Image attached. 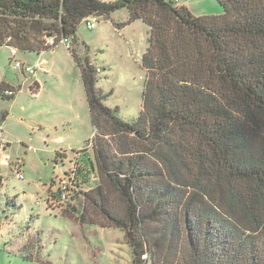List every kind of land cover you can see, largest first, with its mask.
<instances>
[{"label":"trees","instance_id":"obj_1","mask_svg":"<svg viewBox=\"0 0 264 264\" xmlns=\"http://www.w3.org/2000/svg\"><path fill=\"white\" fill-rule=\"evenodd\" d=\"M216 1L221 15L194 16L173 0H0V46L40 54L61 38L74 45L99 180L84 195L124 233L134 264H264V0ZM122 9L127 19L114 27L140 21L149 31L133 121L105 104L104 68L75 48L86 18ZM14 94L0 88L1 99ZM72 183L63 203L58 187L50 193L51 209L83 193Z\"/></svg>","mask_w":264,"mask_h":264},{"label":"rangeland","instance_id":"obj_2","mask_svg":"<svg viewBox=\"0 0 264 264\" xmlns=\"http://www.w3.org/2000/svg\"><path fill=\"white\" fill-rule=\"evenodd\" d=\"M175 4L186 6L194 16L223 13L216 0H178ZM125 17L127 11L122 9L112 13L111 20L95 18L94 29L81 23L75 48L81 57L88 55L104 68L98 86L111 91L105 104L117 107L123 120L133 121L142 107L145 70L141 58L149 44V31L139 21L121 29L113 26L112 22ZM69 52L61 44L44 52L48 63L44 67L49 71L37 73L44 87L38 98L24 89L15 101L0 100L8 112L3 124L9 141L6 154L12 161L17 156L23 161V179L0 164V264H134L124 233L105 225L84 195L99 181L89 164L94 163L90 140L95 129L79 68ZM9 54L6 48L0 50V68L14 77ZM35 56L18 52L16 60L29 59L33 65ZM55 151L64 155L56 163ZM69 169L83 193L61 209H51L50 193H56L59 179ZM109 198L114 200L112 195Z\"/></svg>","mask_w":264,"mask_h":264},{"label":"built area","instance_id":"obj_3","mask_svg":"<svg viewBox=\"0 0 264 264\" xmlns=\"http://www.w3.org/2000/svg\"><path fill=\"white\" fill-rule=\"evenodd\" d=\"M174 2H177L178 0H173ZM85 24L87 26L88 29H94L96 26V19L94 16H89L88 18H86L85 20ZM56 42L55 39L52 37H48L46 39V46L48 47H53L55 46ZM59 44L63 45L64 47H66L67 49L70 48V41L66 38H61L59 41ZM16 50L14 48L10 49V57L11 59L14 61V68L15 69H20L22 71H25L26 73H30L33 74L35 72V67L31 66V65H26L24 63H22L21 61L16 60ZM30 96L34 99L38 98V92L37 90H35L34 85L30 86ZM12 94L11 91H6L5 95L10 96ZM3 134V129H2V125H0V164L2 166L5 167H9L10 169L12 168L16 174V177H18L19 179H23V175L21 173V167L23 165V162L19 159H15V160H11L5 153V148L7 145H9V141L6 140L5 138L2 137ZM72 168V167H70ZM68 172V171H67ZM70 172V178H66L65 176L61 179H59V183L58 184V188L61 191V196H60V202L63 203L65 202L70 194V190L72 187V180L74 179V177H72L73 175V171L72 169H69Z\"/></svg>","mask_w":264,"mask_h":264},{"label":"crops","instance_id":"obj_4","mask_svg":"<svg viewBox=\"0 0 264 264\" xmlns=\"http://www.w3.org/2000/svg\"><path fill=\"white\" fill-rule=\"evenodd\" d=\"M106 1H113V0H106ZM126 19H127V17L124 18V21ZM108 20H111V19L109 18ZM118 22H121V21H118ZM114 23H115V21H114ZM3 48H6L9 51L11 49V47H8V46H5V45L0 46V50H2ZM54 49H55V47L52 48V49H49V50L54 51ZM57 50L58 49H56V51ZM67 51L69 52L68 49H67ZM44 52L45 51L41 52L40 54H36V56L34 58L33 65H31V63L28 62L29 59H26V60H24L22 62V63H24L26 65L28 64V65H31V66L35 67V72L33 74L26 73L25 71H22L20 69H15L13 67L15 69V75L13 77V76L8 75L7 72L1 71V68H0V88H10V89H14L15 90L14 97L12 99H10V100H14L15 101L16 95L18 93H20L24 89L27 91V93H29L30 92V88H31L30 86L31 85H34V87L37 88L36 90L38 92V97H39L40 92H41V90L43 91V88L44 87L42 86V82L38 78L37 73L38 72H47V71H49V68H45L44 67L45 65L48 64L47 61L44 60L45 58H43ZM17 53H16V55H17ZM27 54H32V53H27ZM69 54H70V52H69ZM8 60H9V63L12 61V59L10 57V54H9V59ZM0 100H4V99H1L0 98ZM3 115H5V117H4V120L2 121L1 118H2ZM7 116H8L7 110L4 109V108H2V106H0V125H2V129H3V134H2V137L3 138H5V136H4L5 135V132H4L5 129H4L3 124H4ZM7 147H9V145H7L6 148H5V151H4L5 154H6V151H7ZM58 152L59 151H55L54 153L56 154ZM59 153L61 154V152H59ZM55 154H54V162L56 163V162L60 161L61 159L60 160L56 159L55 158ZM62 155H63V153H62ZM62 155H61V158H62ZM16 159H19V160L22 161V158L20 156H17ZM2 179H3V176L0 174V185H2Z\"/></svg>","mask_w":264,"mask_h":264},{"label":"water","instance_id":"obj_5","mask_svg":"<svg viewBox=\"0 0 264 264\" xmlns=\"http://www.w3.org/2000/svg\"><path fill=\"white\" fill-rule=\"evenodd\" d=\"M49 37V36H48Z\"/></svg>","mask_w":264,"mask_h":264}]
</instances>
